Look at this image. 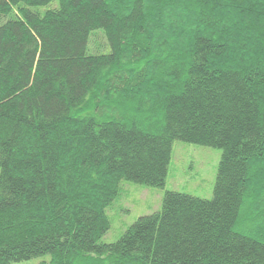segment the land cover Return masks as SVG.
Wrapping results in <instances>:
<instances>
[{
	"label": "trees",
	"instance_id": "trees-1",
	"mask_svg": "<svg viewBox=\"0 0 264 264\" xmlns=\"http://www.w3.org/2000/svg\"><path fill=\"white\" fill-rule=\"evenodd\" d=\"M176 139L222 150L212 197L165 190L101 241ZM45 253L264 264V0H0V264Z\"/></svg>",
	"mask_w": 264,
	"mask_h": 264
},
{
	"label": "rangeland",
	"instance_id": "rangeland-1",
	"mask_svg": "<svg viewBox=\"0 0 264 264\" xmlns=\"http://www.w3.org/2000/svg\"><path fill=\"white\" fill-rule=\"evenodd\" d=\"M92 40L99 43L100 48H104L105 40L100 32ZM221 152L218 147L174 140L164 185L156 187L122 181L119 197L107 209L111 223L101 241L116 240L138 216L159 210L165 190L184 191L211 198ZM49 259L50 255L45 253L7 264H40Z\"/></svg>",
	"mask_w": 264,
	"mask_h": 264
}]
</instances>
